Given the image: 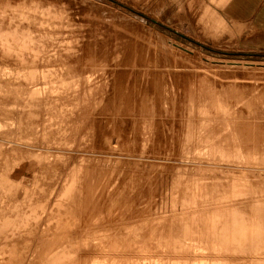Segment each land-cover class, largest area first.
Wrapping results in <instances>:
<instances>
[{"label":"rangeland","instance_id":"1","mask_svg":"<svg viewBox=\"0 0 264 264\" xmlns=\"http://www.w3.org/2000/svg\"><path fill=\"white\" fill-rule=\"evenodd\" d=\"M0 19V264H264V0Z\"/></svg>","mask_w":264,"mask_h":264},{"label":"bare ground","instance_id":"2","mask_svg":"<svg viewBox=\"0 0 264 264\" xmlns=\"http://www.w3.org/2000/svg\"><path fill=\"white\" fill-rule=\"evenodd\" d=\"M1 20V19H0ZM4 20V19H3ZM18 21V20H17ZM44 21V20H43ZM46 21V20H45ZM47 21H49V20H47ZM53 21V20H52ZM55 21V20H54ZM7 22V21H6ZM58 22V21H57ZM61 22H63V21H61ZM46 23V22H45ZM0 24H2V23H0ZM5 24V23H4ZM11 24V23H10ZM14 24V23H13ZM25 24V23H24ZM47 24H49V22L47 23ZM63 24V23H62ZM7 25H8V23H7ZM9 26V25H8ZM11 26V25H10ZM22 26H23V24H22ZM33 26V25H32ZM68 26H69V23H68ZM67 26V27H68ZM20 27V26H19ZM25 27V26H24ZM40 27V26H39ZM42 27H43V25H42ZM41 27V28H42ZM49 27V26H48ZM66 27V28H67ZM9 29V28H8ZM16 29V28H15ZM21 29V28H20ZM41 30V29H40ZM56 31V30H55ZM70 31V30H69ZM73 31V30H72ZM50 33V32H49ZM59 34V33H58ZM71 34V33H70ZM75 34V33H74ZM69 36V35H68ZM73 36V35H72ZM67 38V37H66ZM81 38H82V36H81ZM53 39V38H52ZM93 40V39H92ZM76 41H78V40H76ZM87 44V43H86ZM77 46V45H76ZM75 48V47H74ZM69 50V49H68ZM71 51H73L72 49H71ZM81 51V50H80ZM79 51V52H80ZM95 51V50H94ZM61 52V51H60ZM65 52V51H64ZM63 52V53H64ZM77 53V52H76ZM65 54V53H64ZM66 54H68V53H66ZM72 54V53H71ZM59 55V54H58ZM126 54L125 53H122V55H117L116 56V59H118V62H116V68H114L113 70H114V72H115V74H119V70H129V69H132V67H130L131 66V64H133V63H130V61H132V60H128V58L125 56ZM95 56V55H94ZM61 58H62V56H61ZM60 59V58H59ZM96 59V58H95ZM103 59H104V57H103ZM70 60V59H69ZM68 60V61H69ZM23 61V60H22ZM57 61H58V59H57ZM95 61V60H94ZM93 61V62H94ZM50 62V61H49ZM54 62V61H53ZM59 62H60V60H59ZM92 62V63H93ZM102 62V61H101ZM218 63H225L224 61H217ZM62 63V62H61ZM61 63H60V65H61ZM65 63V62H64ZM231 63H233V64H247V63H240V62H231ZM67 64V63H66ZM79 64V63H78ZM95 64V63H94ZM57 65V64H56ZM63 65V64H62ZM134 65V64H133ZM47 66V65H46ZM65 66V65H64ZM64 66H62V67H64ZM84 68V67H83ZM70 70V69H69ZM83 70V69H82ZM63 71V70H62ZM91 71V70H90ZM60 73H61V71H60ZM66 73V72H65ZM88 73V72H87ZM69 76V75H68ZM75 76V75H74ZM74 76H73V78H74ZM66 77V76H65ZM77 78V77H76ZM69 80V79H68ZM56 82V81H55ZM57 83V82H56ZM111 84V83H110ZM33 85V84H32ZM103 85V84H102ZM87 87V86H86ZM87 90V89H86ZM114 91V90H113ZM87 92V91H86ZM115 92V91H114ZM146 92H148V91H146ZM92 93H94V92H92ZM107 93V92H106ZM122 93V92H121ZM156 93V92H155ZM104 94V93H103ZM116 94V93H115ZM47 95V94H46ZM130 95V94H129ZM134 95H135V93H134ZM145 95V94H144ZM143 95V96H144ZM155 95V94H154ZM153 95V96H154ZM81 96V95H80ZM115 96V95H114ZM127 96V95H126ZM132 96V95H131ZM117 97V96H116ZM136 97V96H135ZM156 97V96H155ZM67 99V98H66ZM76 99H77V97H76ZM116 99V98H115ZM122 99V98H121ZM155 99V98H154ZM128 100H129V98H128ZM150 100V99H149ZM143 101V100H142ZM154 101V100H153ZM156 101V100H155ZM135 103V102H134ZM154 103V102H153ZM33 104H35L34 102H33ZM106 104V103H105ZM53 105V104H52ZM154 105H156V104H154ZM30 106V105H29ZM105 106V105H104ZM23 107V106H22ZM103 108H105V107H103ZM115 108V107H114ZM142 108V107H141ZM57 109V108H56ZM55 109V110H56ZM109 109H111L110 107H109ZM151 109V108H150ZM153 110H155V109H153ZM152 110V111H153ZM149 111V110H148ZM140 112V111H139ZM154 112V111H153ZM49 113V112H48ZM133 113H134V111H133ZM155 113H156V111H155ZM154 113V114H155ZM108 114V113H107ZM111 114V113H110ZM136 114V113H135ZM156 115V114H155ZM110 116V115H109ZM144 116V115H143ZM157 116V115H156ZM102 120V119H101ZM102 122V121H101ZM93 124V123H92ZM95 125V124H94ZM105 129V128H104ZM95 133V132H94ZM14 145V144H13ZM195 260L197 261V260H199V261H197V262H199V263H201V264H221L223 261H225V259H223L222 258V255L221 254H214V255H210L209 256V258H206L205 259V256H200L199 258H195Z\"/></svg>","mask_w":264,"mask_h":264}]
</instances>
